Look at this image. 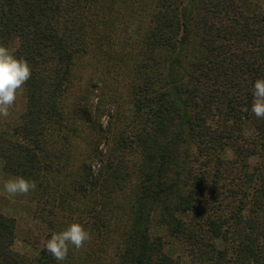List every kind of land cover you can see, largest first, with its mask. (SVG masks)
<instances>
[{
  "label": "trees",
  "instance_id": "1",
  "mask_svg": "<svg viewBox=\"0 0 264 264\" xmlns=\"http://www.w3.org/2000/svg\"><path fill=\"white\" fill-rule=\"evenodd\" d=\"M154 2L139 42L146 62L135 68L130 90L132 140L127 149L117 145L136 153L140 181L128 213L119 217L109 199L121 190L125 160L115 157L113 166L110 154L102 156V174L86 179L103 241L119 238L109 264H184L165 251L153 227L185 240L189 264H264V119L251 112L254 82L264 78V12L250 0ZM97 5L0 0V44L32 69L20 126L0 135V159L13 177L35 181L42 198L50 188L44 175L60 173L63 154L55 147L69 145L63 132L69 131L74 65L96 35ZM244 122L258 142L242 137ZM228 147L230 163L221 159ZM254 158L259 164H250ZM188 213L194 217L185 223ZM203 228L218 247L203 242ZM14 231L0 214V264H28L12 249ZM45 252L42 264H59Z\"/></svg>",
  "mask_w": 264,
  "mask_h": 264
},
{
  "label": "rangeland",
  "instance_id": "2",
  "mask_svg": "<svg viewBox=\"0 0 264 264\" xmlns=\"http://www.w3.org/2000/svg\"><path fill=\"white\" fill-rule=\"evenodd\" d=\"M96 1L97 17L100 19L98 28L94 31L96 35H93V40L88 41L87 53L77 57L74 65L76 77L70 92L71 100L68 108L70 116L67 123L69 131L63 132L69 145L59 141L58 146L55 147V149L58 147L59 153L62 151L63 154L59 160L60 173L52 172L44 175L45 183L50 187L48 195L42 198L40 190L35 189L27 195L8 196L4 192L3 184L13 176L5 171L4 161L0 159V214L13 221L15 240L12 249L25 257L28 264H39V262L42 264V253H46L45 241L51 238L52 233L65 230L73 222L82 224L90 232L91 240L80 250L69 245L67 259L56 262L59 264L110 263L112 256L117 252L119 238L114 235L107 238L108 244L103 241L102 235L106 234L104 231L101 232L100 226L95 225L92 219L95 217L92 204H95L97 198L88 195L89 189L86 183L88 177L102 174L105 164L100 167L98 162L102 159L105 163L102 156L108 157L110 154L113 166L117 165L115 157L125 160L126 169L120 172L121 177L123 175L119 185L121 190L109 196L111 203L116 204L119 217L122 218L128 213L137 193L136 188L140 178L137 176L136 153L129 150L122 152L117 145L120 143L127 149L128 143L132 140L130 90L135 68L146 62L142 59L143 53L139 42L147 30L148 17L154 10L155 2L154 0ZM250 1L256 2L264 12V0ZM25 101L22 89L10 109L9 117H0V135L19 128L20 116L25 111ZM257 133L251 123L244 122L242 137L245 140L258 142ZM10 140L21 141L19 137H12ZM224 151L221 159L230 163L234 159V154L229 147ZM260 161V158L249 160L251 165L257 162L259 164ZM56 162L52 163V169L58 166ZM126 175H129V178L125 179ZM61 196L64 201H61ZM45 199L53 206L49 203L44 204ZM191 217L194 216L188 213L182 216V221L190 223ZM151 232L163 238L164 249L171 257L184 264L191 262L188 254L190 248L185 240L180 241L170 237L165 227H153ZM199 233L207 245L217 247L220 245L219 241H214L205 232V228ZM202 253L205 257L206 252Z\"/></svg>",
  "mask_w": 264,
  "mask_h": 264
},
{
  "label": "clouds",
  "instance_id": "3",
  "mask_svg": "<svg viewBox=\"0 0 264 264\" xmlns=\"http://www.w3.org/2000/svg\"><path fill=\"white\" fill-rule=\"evenodd\" d=\"M32 69L24 58H17L15 50L0 44V117H9L10 109L17 100V94L31 78ZM251 112L258 119H264V78L254 82ZM248 109L246 108L245 111ZM35 181L26 180L22 176H15L4 181V192L10 196L27 195L36 189ZM91 240V234L85 227L73 222L65 230L52 233L45 241V250L58 262L65 261L69 252V245L76 250L84 247Z\"/></svg>",
  "mask_w": 264,
  "mask_h": 264
}]
</instances>
